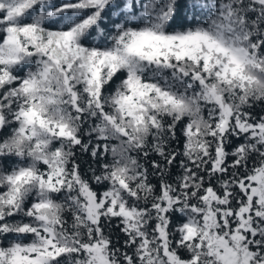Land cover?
Here are the masks:
<instances>
[{
	"label": "snow or ice",
	"instance_id": "6c2138e0",
	"mask_svg": "<svg viewBox=\"0 0 264 264\" xmlns=\"http://www.w3.org/2000/svg\"><path fill=\"white\" fill-rule=\"evenodd\" d=\"M0 264H264V0H0Z\"/></svg>",
	"mask_w": 264,
	"mask_h": 264
},
{
	"label": "trees",
	"instance_id": "16d2710c",
	"mask_svg": "<svg viewBox=\"0 0 264 264\" xmlns=\"http://www.w3.org/2000/svg\"><path fill=\"white\" fill-rule=\"evenodd\" d=\"M87 159V157H85Z\"/></svg>",
	"mask_w": 264,
	"mask_h": 264
}]
</instances>
